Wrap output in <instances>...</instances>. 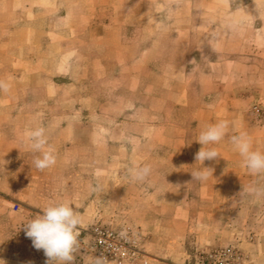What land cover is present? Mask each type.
<instances>
[{"label": "rangeland", "instance_id": "rangeland-1", "mask_svg": "<svg viewBox=\"0 0 264 264\" xmlns=\"http://www.w3.org/2000/svg\"><path fill=\"white\" fill-rule=\"evenodd\" d=\"M152 3L163 16L43 15L31 10V0H0V80L10 84L0 91V189H11L0 191V264H46L24 227L45 208L28 206L36 193L48 203H69L82 218L70 264H95L96 258L117 264L93 249L96 228L124 235L138 251L123 264H209L226 248L238 253L235 264H264V256L248 249L252 236L264 237V195L239 191L257 187L260 179L264 184V175L257 180L248 172L227 136L210 145L221 156L203 165L195 160L199 134L215 124L210 102L217 88L229 95L219 98V114L250 117L253 148L264 152V122L256 125L264 121V97L256 91L264 80L197 78L198 62L207 58L198 26L206 23L209 35L221 24L244 23L229 13L245 0ZM205 8L208 21L178 14ZM255 9L263 23L264 0H255ZM63 52L72 60L47 63ZM145 61L165 73H144ZM185 70L189 78L179 74ZM238 88L247 97L239 99ZM35 126L46 128L57 156L43 171L34 164L40 153L26 143ZM145 164L150 176L133 181L129 169ZM202 167L213 170L205 182L191 176Z\"/></svg>", "mask_w": 264, "mask_h": 264}, {"label": "crops", "instance_id": "crops-1", "mask_svg": "<svg viewBox=\"0 0 264 264\" xmlns=\"http://www.w3.org/2000/svg\"><path fill=\"white\" fill-rule=\"evenodd\" d=\"M152 1L154 0H31V10L35 14L57 16H82L87 14H92L94 16H129L135 14H146L149 16L154 15L157 17L163 16L164 12L161 11L159 6H154L156 4H153ZM149 2L150 4H148ZM54 3L56 6L54 5ZM47 4H50V8L45 7ZM178 14H189L191 16L200 15L203 20L207 21L210 20L209 18L211 16L210 10L208 8L200 11L191 9L190 12ZM229 15H237L245 18L243 19L244 23L233 27L227 24H221L220 31L217 30L216 34L211 33L209 35L207 33L208 30H206V28H208V25L206 23H202L198 26L197 33L199 34V38L197 39L198 41H201V43H199V46H201V48L204 50L203 55H206L207 58H205V60L200 63L198 62V67H200L201 71L199 72L197 78H200L202 80L224 81L264 80V71L262 69L264 64V53L261 52L264 48V21L262 23L259 19L261 15L255 9V0H245V4H242L240 7L233 9L229 13ZM129 25L130 23L120 24L121 27H127ZM218 32H220V34H218ZM64 53L65 52L59 54L58 56L47 57V63L60 64L72 60L69 55ZM135 59L143 60V57L139 58L137 56ZM133 60L125 63V68H123V71L128 72L129 68L132 67V64L134 63ZM113 64H115L114 61L108 62V65H110V67ZM110 67L109 75H112L114 74V72H110ZM156 69L151 67L148 62H144V73H165V68L163 67H157ZM181 72L182 73L179 74H182L184 77L189 78L190 71L185 70ZM175 73L178 72L175 71ZM211 84L212 83H210V85ZM237 91L239 92L237 94V97H239V99L247 97V94L240 93L241 90L239 88ZM256 91L261 92V97H264V85L259 84V86H257L256 88ZM174 95H176V93H174L173 96ZM222 96L227 98L229 95L225 94L219 88H217L216 93L212 94L210 108L212 109L213 113H215L212 120L215 123L221 120H227L229 122V127H231V129H229L227 139L228 142H230L229 137L231 135L238 134L241 131L247 132V130L252 126L253 121L249 119L250 117L241 112H239V114H228L229 111L225 110L224 115L219 114V98ZM173 108L175 111L181 110V106H179L178 104H174ZM19 110H21V108ZM207 110L208 107H204L201 111L206 112ZM262 122L264 121L262 120L260 121V123L256 121V125H262ZM260 142L263 144L264 138H262ZM2 173L4 172H0V177ZM163 174L166 173L163 172ZM259 176L260 175H255V177H257V180H259ZM263 185L264 184L260 179L257 187L262 188ZM176 189H178V187ZM243 189L246 190V188L241 187L239 188V191L242 192ZM10 190L11 189L7 190L6 188L0 189V191L4 194H9ZM27 204L29 207H46V205H48L49 203L46 199L40 198L39 194L36 193L28 197ZM149 206L150 208L155 207V205L152 204ZM250 206L252 207L253 204L251 203ZM175 214L176 209L174 210V218H177L179 215ZM259 218H261V216ZM261 234L262 233H256V235L252 236L253 240H250L249 242L253 241V244H248V249L252 248L253 250H255V255L264 256V237Z\"/></svg>", "mask_w": 264, "mask_h": 264}, {"label": "clouds", "instance_id": "clouds-1", "mask_svg": "<svg viewBox=\"0 0 264 264\" xmlns=\"http://www.w3.org/2000/svg\"><path fill=\"white\" fill-rule=\"evenodd\" d=\"M10 84L0 80V91L8 92ZM229 132V122L221 120L207 126L197 139L202 147L195 154L196 162L203 165L206 160H214L221 156L215 145L223 140ZM230 143L242 157L243 166L253 175H264V152L254 150L253 139L245 131L229 137ZM27 146L34 152L40 153L34 159L35 167L43 171L54 166L57 162L55 149L49 144L47 130L44 126H35L26 132ZM150 165L135 166L129 169L133 181L143 182L151 174ZM213 170L202 167L201 170L191 172L193 179L205 182ZM255 196L264 195V188L252 186L246 189ZM82 218L69 203L53 200L34 219L28 221L24 227L26 236L32 240L37 250H43L47 257L46 264H70L73 261L78 246L79 225ZM95 264H103L101 258L95 259Z\"/></svg>", "mask_w": 264, "mask_h": 264}, {"label": "built area", "instance_id": "built-area-1", "mask_svg": "<svg viewBox=\"0 0 264 264\" xmlns=\"http://www.w3.org/2000/svg\"><path fill=\"white\" fill-rule=\"evenodd\" d=\"M93 237V249L106 261L123 264L138 255V251L128 243L124 235H118L109 229L96 228ZM238 256L231 248L222 249L214 255L213 263L209 264H235Z\"/></svg>", "mask_w": 264, "mask_h": 264}]
</instances>
